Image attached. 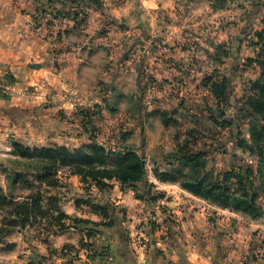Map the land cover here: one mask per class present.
<instances>
[{
  "label": "rangeland",
  "instance_id": "1",
  "mask_svg": "<svg viewBox=\"0 0 264 264\" xmlns=\"http://www.w3.org/2000/svg\"><path fill=\"white\" fill-rule=\"evenodd\" d=\"M18 1L17 14L24 18V29L38 33L40 39L54 47V62L48 60V64L54 65L55 73L72 64L77 57L74 47L86 43L87 48L93 47L86 57L96 67L82 74V90L71 97V112H52L70 124L67 136L62 134V121H55L51 125L59 137L53 142L40 135L45 127L38 124L35 130L40 132L32 133L36 135L32 143L14 135L18 142L5 138L0 144V198L3 192L17 204L41 200V208L33 206L31 219L25 223L11 216L10 208L2 209L0 205V264H32L31 256L46 258L40 264H91L83 259L88 255L100 257V264H113L112 248L106 240L121 239L120 255H126L125 243L131 236L128 224L136 199L140 201L136 209L145 207L139 216L137 243L167 238L174 231L172 225L180 220L172 215L163 194L177 189L165 191L149 183L147 175L164 169L189 175V168L178 162L180 148L206 152V172L213 173L215 180L229 171L253 169L259 203L264 207V146L260 157L261 151L250 138L252 124L262 125L263 121L248 105L249 97L255 94L252 84L261 75L254 60L261 54L255 34L264 29L263 7H253L243 0H160V8L153 11L143 7V0ZM93 16L98 18L96 22ZM92 30L96 33L90 40L78 34ZM73 31L76 32L68 35ZM105 33L109 35L102 38ZM66 49L72 54L64 55ZM161 58L182 62L184 71L179 77L184 80L181 89L185 91L174 99L166 96L171 90L167 84L152 87L151 96L146 95L147 87L139 82L142 69L137 72L131 71L132 65L127 67V63L142 66L143 60L153 63ZM21 79L24 78L16 77L0 63V83L11 86L6 92L0 90V99L12 98ZM216 87H220L219 91L224 87L227 104L214 95ZM35 89L26 87L19 95H26V99ZM161 92L166 95L156 97ZM44 102L35 109L48 111ZM26 108L28 112L32 109ZM149 108L152 114L155 110L175 112L171 116L178 120L177 124L165 127L156 114L151 126L148 122L140 124ZM25 124L28 127L23 135L29 136L31 119ZM243 142L254 149V154L240 147ZM94 144L112 152L137 154L145 164L146 183L123 185L117 180L102 179L98 184L94 176L102 177L105 168L113 170L117 166L113 161L97 170L89 165L70 169L55 168L46 160L23 155V149L66 146L78 150ZM199 199L207 203L179 198L180 206L191 207L192 202L197 212L209 208L208 216L216 223L220 216L214 206L222 208ZM245 222L238 220L240 228H246ZM247 229L249 235L254 227Z\"/></svg>",
  "mask_w": 264,
  "mask_h": 264
},
{
  "label": "crops",
  "instance_id": "2",
  "mask_svg": "<svg viewBox=\"0 0 264 264\" xmlns=\"http://www.w3.org/2000/svg\"><path fill=\"white\" fill-rule=\"evenodd\" d=\"M158 1L160 0H143V7H148L149 10L155 11L161 6ZM0 3H2L0 4V28H2L0 29V63L2 66L11 69L16 77L24 78L21 79L22 81L20 83L16 84L14 88L16 92L12 98L0 99V124L2 123L4 126L0 129V144L5 138L14 139L18 142V139L14 135H17V137H26L27 142L32 143L30 141L36 138V135L34 136L33 134L36 133L39 135L40 131L42 137H47L48 142H53L57 136L59 137L57 130L51 125L55 121H62V124L65 126L62 134L63 136H67L70 124H68V127L65 117L61 119L59 114L52 112L57 110L56 113H58L59 111H64V109L71 112L74 106V99L71 97L78 95L82 90V74L88 68H92L95 71L94 68L96 66L94 62L92 60L89 61L86 57L88 50H91L93 47L87 48V43L84 45L85 47H74L73 53L77 57L73 59L72 64L64 66V69L55 73L53 71L54 65L48 64V60L54 62V47L52 48L49 42L45 43L40 39L37 36L38 33L34 34L32 30L24 29L22 24L24 18L21 17V14L20 17L17 14V10L19 11L18 6L20 5L19 1L12 0L9 3ZM93 17L94 22H96L98 18ZM116 19L120 21L118 18ZM75 32H69L68 35H72ZM94 33H96L95 30L84 31L78 34L85 35L86 40H90L92 38L91 35ZM88 35L90 36L89 38ZM108 35V33H105L101 37H107ZM68 47L70 48V46ZM71 52L70 49H66L63 54L68 53V55H71ZM32 58L35 59V62H31ZM165 59H155L153 63L143 60L141 62L142 66L127 63V67L131 68L132 65L134 68L131 71L137 70V72L142 69L143 75L139 79V82L143 83L144 87H147L145 91L146 95L151 96L152 87H156L159 84H167V87H171V92L169 91L168 95L161 92L162 95L160 94L156 97L162 98L166 95L174 99L178 96L179 92L182 95L185 91V89H181L184 80L179 77L181 71L184 70L181 60L179 62L177 60L173 62L171 59L168 61ZM45 60L47 64L44 63ZM130 62H134V60H130ZM189 83L192 84V82ZM26 87H36V89L35 93L24 99L26 95L22 97L19 94L21 89ZM43 101L47 104L48 111L40 112L35 107L39 106L40 108ZM26 106L32 109L28 112ZM171 113L155 110L152 114L149 108L144 111L143 122L141 121L140 124H147L148 122L149 127L151 126V118L158 115L165 127L176 125L178 120L171 116ZM29 118L32 121V136H28L26 130V136H24L23 130L25 127H28L25 122ZM49 120H51L50 123ZM38 124H41L42 127L44 126L45 129L36 131V126L39 127ZM171 167L168 165L167 168ZM164 170L171 171L169 169ZM147 178L149 179L147 180L149 183L160 185L165 191H167L166 189L173 188L179 190V192L174 190V192H167V194L164 193L163 195L168 199V205L172 211V215L180 221L172 225L175 232L171 231L167 238L163 237V239L160 238L154 241L145 240L139 244L136 240V235H138L139 230V226L137 227V225L140 223V212L145 207L136 209L140 201L137 199L134 200L135 203H132L130 216L132 220L128 224L130 226L128 229L131 232V239L128 238L125 243L127 248L126 255L124 257H122V254L120 255L118 243H122L121 239L106 240L107 244L112 248L110 253L115 258H113V264H264V215L262 218L254 220L247 215L219 209L214 206L216 215L220 216L215 223L208 216L209 208H201L202 210L199 211L201 213H199L194 210V207L191 205L192 202L189 203L191 207L182 208L180 206L181 202L179 198L204 201L185 191L179 184L163 183L152 172L147 175ZM123 194L124 192H122L120 198ZM240 219L246 221L244 224L246 228H240L241 225L238 223ZM247 227H254L249 235L247 234ZM164 230V228L161 229V233ZM31 257L30 261L32 264H40V261L44 262L46 260L43 256ZM98 258H92L88 255L83 259L91 264H100V257Z\"/></svg>",
  "mask_w": 264,
  "mask_h": 264
},
{
  "label": "trees",
  "instance_id": "3",
  "mask_svg": "<svg viewBox=\"0 0 264 264\" xmlns=\"http://www.w3.org/2000/svg\"><path fill=\"white\" fill-rule=\"evenodd\" d=\"M97 2V0H93ZM218 1V0H216ZM250 3L254 7H264V0H243ZM259 40L260 52L258 59L254 63L258 64L261 69V75L252 86L255 94L248 99V105L252 111L260 116L263 121L262 125L252 124L250 128V138L254 145L261 151L260 157H263L264 146V29L255 34ZM257 45V46H258ZM253 62V61H252ZM214 90L216 98L222 103L227 104L226 92L224 87L219 91L220 87ZM222 115V114H221ZM250 153L254 154V149L247 143L240 145ZM23 155L30 159H41L52 163L55 168H70L75 166H92L94 170L98 166L110 165L109 162L117 163L113 170L107 168L102 171V177L94 176V179L100 184L102 179L117 180L121 184H144L146 183V171L142 158L134 152H112L99 145L83 146L78 150H70L66 146H60L50 149H23ZM178 162L184 164L189 171V175L182 176L175 171H156L157 179L163 183H177L189 193L198 198H202L212 204L235 213H241L251 217L254 220L262 218L264 215V207L259 203L261 197L255 188V179L253 169L247 168L226 172L222 178L215 180L213 173H207V153H192L189 149L180 148L177 153ZM97 156L99 159L97 160ZM47 175L50 173L46 170ZM77 173V172H76ZM54 174V173H53ZM40 199L35 198L32 203L28 201L17 204L13 199L8 198L3 192L0 198L2 209L10 208L8 212L11 216L16 215L23 223L29 221L33 213V206L39 207ZM41 208V207H39ZM38 208V209H39ZM9 211V210H8Z\"/></svg>",
  "mask_w": 264,
  "mask_h": 264
},
{
  "label": "built area",
  "instance_id": "4",
  "mask_svg": "<svg viewBox=\"0 0 264 264\" xmlns=\"http://www.w3.org/2000/svg\"><path fill=\"white\" fill-rule=\"evenodd\" d=\"M10 88H11L10 84H8V83H4V82L0 83V90L6 92V91H8Z\"/></svg>",
  "mask_w": 264,
  "mask_h": 264
}]
</instances>
